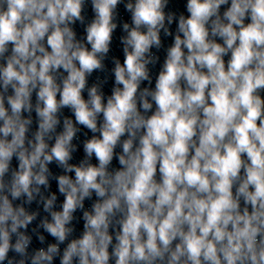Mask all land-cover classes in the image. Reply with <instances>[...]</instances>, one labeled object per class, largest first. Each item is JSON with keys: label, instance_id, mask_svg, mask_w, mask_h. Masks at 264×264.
Returning a JSON list of instances; mask_svg holds the SVG:
<instances>
[{"label": "clouds", "instance_id": "clouds-1", "mask_svg": "<svg viewBox=\"0 0 264 264\" xmlns=\"http://www.w3.org/2000/svg\"><path fill=\"white\" fill-rule=\"evenodd\" d=\"M180 4L0 0V264H264V0Z\"/></svg>", "mask_w": 264, "mask_h": 264}]
</instances>
